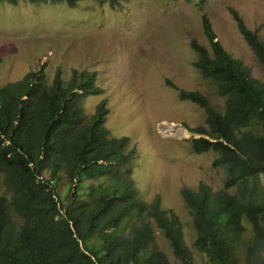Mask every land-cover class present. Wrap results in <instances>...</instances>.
<instances>
[{"label":"trees","instance_id":"16d2710c","mask_svg":"<svg viewBox=\"0 0 264 264\" xmlns=\"http://www.w3.org/2000/svg\"><path fill=\"white\" fill-rule=\"evenodd\" d=\"M231 14L264 66V39L238 11ZM202 23L212 53L193 40L194 64L225 97V108L200 91L180 95L206 113V126L191 129L198 135L190 138L192 151L216 153L213 165L226 178L218 190L204 182L182 189L193 245L207 264H264V82L230 55L206 13ZM102 92L96 72L73 69L65 79L61 68L51 84L43 69L0 89V264H174L156 228L178 264H200L177 214L163 208L160 195L141 197L132 177L137 148L107 128V99L85 112L86 98Z\"/></svg>","mask_w":264,"mask_h":264},{"label":"rangeland","instance_id":"374dc122","mask_svg":"<svg viewBox=\"0 0 264 264\" xmlns=\"http://www.w3.org/2000/svg\"><path fill=\"white\" fill-rule=\"evenodd\" d=\"M232 8L264 39V0H119L116 8L97 0L0 2V88L43 64L49 83L58 67L66 79L73 67L98 71L104 92L88 97L85 112L91 115L107 99V128L114 136H129L137 148L132 177L141 197L151 202L160 195L163 208L177 214L200 264L207 258L193 245L195 231L182 189H197L201 182L221 189L226 172L213 165L216 153L192 151L190 138L198 135L191 129L206 126V113L180 94L182 89L200 91L225 108V97L194 64L193 38L212 51L204 13L230 55L264 82V66L241 34ZM262 179L264 184V174ZM0 194H6L1 174ZM156 233L171 262L180 263L164 233L158 228Z\"/></svg>","mask_w":264,"mask_h":264},{"label":"clouds","instance_id":"9594fccd","mask_svg":"<svg viewBox=\"0 0 264 264\" xmlns=\"http://www.w3.org/2000/svg\"><path fill=\"white\" fill-rule=\"evenodd\" d=\"M27 1H28V0H27ZM7 3H8V2H7ZM39 3H40V2H39ZM17 4H18V3H17ZM37 4H38V3H37ZM40 4H41V3H40ZM51 4H53V3H51ZM61 4H64V3H61ZM66 4H67V3H66ZM14 5H16V4H14ZM110 6H111V5H110ZM111 7H112V6H111ZM114 8H116V7H114ZM245 23H246V22H245ZM246 25H247V24H246ZM202 26H203V23H202ZM203 30H204V27H203ZM251 30H252V29H251ZM253 31H256V30H253ZM204 33H205V30H204ZM216 34H217V33H216ZM205 35H206V33H205ZM206 36H207V35H206ZM207 38H208V37H207ZM193 40H196V41L198 42V40H197L196 38H193V39L191 40V47H192V48H193V46H192V41H193ZM208 40H209V38H208ZM198 43H200V42H198ZM209 43H210V40H209ZM200 44H201V43H200ZM202 45H203V44H202ZM210 45H211V43H210ZM205 47H206V46H205ZM206 48H207V47H206ZM207 49H208V48H207ZM211 49H212V45H211ZM193 50L196 52V50H195L194 48H193ZM211 52H212V51H211ZM196 53H197V52H196ZM198 54H199V53H198ZM198 54H197V55H198ZM198 59H199V55H198ZM198 59H197V60H198ZM197 60H196V61H197ZM196 61H195V62H196ZM58 68H61V70H62V74H63L64 70L62 69V67H58ZM58 68H57V70H58ZM43 69H44V71H45V77H46L47 82H48V81L50 82V80H49V78H48V74H47L46 69H45V64H43V65H42L37 71H36V70H33V71H30L29 73H31V72H39L40 70H43ZM73 69H78V70H88V69H81V68H79V67H73V68L70 70V73H69L68 77L71 76V73H72ZM57 70H56V72H57ZM88 71H92V70H88ZM56 72H55V74H56ZM93 72H96V74H97V82H98L99 72L96 71V70L93 71ZM29 73H27V74H29ZM27 74H26V75H27ZM26 75H25V76H26ZM25 76H24V77H25ZM54 76H55V75H54ZM24 77H23V78H24ZM63 77H64V74H63ZM23 78H21L20 80H22ZM53 78H54V77H53ZM64 78H65V77H64ZM65 79H66V78H65ZM20 80H16V81H13V82H17V81H20ZM52 81H53V79H52ZM49 82H48V84H51V83H52V82H51V83H49ZM9 83H12V82H9ZM9 83H7V84H9ZM7 84H6V85H7ZM97 85L100 87V85H99L98 83H97ZM4 86H5V85H4ZM4 86H3V87H4ZM3 87H1V88H3ZM1 88H0V89H1ZM101 89L103 90L102 87H101ZM103 92H104V90H103ZM103 92H102L101 94H97V95H94V96L102 95ZM91 96H93V95H91ZM88 97H90V96H88ZM88 97L86 98V100L88 99ZM86 100H85V102H86ZM102 100H103V99H102ZM102 100H101V101H102ZM101 101H100V102H101ZM85 102H84V104H85ZM100 102H99V103H100ZM99 103H98V104H99ZM98 104H97V105H98ZM97 105H96V106H97ZM95 108H96V107H95ZM109 108H110V107H109Z\"/></svg>","mask_w":264,"mask_h":264},{"label":"bare ground","instance_id":"6f19581e","mask_svg":"<svg viewBox=\"0 0 264 264\" xmlns=\"http://www.w3.org/2000/svg\"><path fill=\"white\" fill-rule=\"evenodd\" d=\"M262 83V82H261Z\"/></svg>","mask_w":264,"mask_h":264}]
</instances>
